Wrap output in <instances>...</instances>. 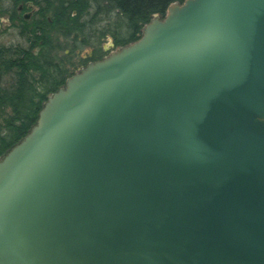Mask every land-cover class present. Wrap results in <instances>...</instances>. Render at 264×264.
Here are the masks:
<instances>
[{"label":"water","instance_id":"obj_1","mask_svg":"<svg viewBox=\"0 0 264 264\" xmlns=\"http://www.w3.org/2000/svg\"><path fill=\"white\" fill-rule=\"evenodd\" d=\"M0 158V264H264V0H184L90 62Z\"/></svg>","mask_w":264,"mask_h":264},{"label":"flooded vegetation","instance_id":"obj_2","mask_svg":"<svg viewBox=\"0 0 264 264\" xmlns=\"http://www.w3.org/2000/svg\"><path fill=\"white\" fill-rule=\"evenodd\" d=\"M94 3L87 0H0V91L5 90L6 94L13 91L14 83L3 82L4 77L11 73L10 52L19 51L18 60L28 63L26 68L30 75L25 76L26 80L30 77L38 79L35 83H24L22 91L31 93L49 90L56 84L53 60L57 47L55 44L61 40L66 41L63 38L57 39V34L62 33V37L73 40L71 43L74 47H80L83 42H90L92 47L96 43L100 45L105 31L92 28L93 24L101 22L102 19L97 17L99 5ZM93 7H96V11L87 20L84 19L82 16L88 15ZM107 17H116V20L118 18L116 14H107ZM118 34L119 28L117 29L115 24L105 45H100L101 48L97 52L94 47L95 53L90 52L82 58L81 65L76 67L77 70L73 67V73L82 70L90 62L104 59L120 48L117 42L121 37ZM8 35L16 39H6ZM78 49L80 51V48ZM79 51L76 50V54ZM71 59L65 60L67 68L76 64L74 57ZM36 70L39 71L35 72ZM44 77L47 79L44 80ZM6 108L11 110V106Z\"/></svg>","mask_w":264,"mask_h":264},{"label":"trees","instance_id":"obj_3","mask_svg":"<svg viewBox=\"0 0 264 264\" xmlns=\"http://www.w3.org/2000/svg\"><path fill=\"white\" fill-rule=\"evenodd\" d=\"M95 2L99 5V12L105 8V13L111 16L116 14L120 21L119 35L121 39L117 42L121 47L128 43L136 41L140 37L142 28L154 15L163 16L166 12L168 5L172 3H181L184 0H87ZM103 7H101V6ZM123 36V37H122ZM20 55L19 51L10 52L11 58L10 71L15 74V84L13 91L9 94L5 90L0 91V109L11 106L9 119H6L4 125L0 124V158L6 154L12 146L22 140L23 136L27 134L32 125L35 123L38 112L44 105L43 100H46L54 91L63 87L65 78L61 79L52 86L51 89L42 93L41 97L34 106L32 103L33 98L37 94L23 92V85L27 82L25 76L30 75L27 72L28 63H21L18 60ZM35 68V67H34ZM39 70H36L37 72ZM44 75V74H43ZM47 78L44 77V80ZM40 81L42 79H39ZM62 85V86H60ZM60 86V87H59ZM25 89V88H24Z\"/></svg>","mask_w":264,"mask_h":264},{"label":"rangeland","instance_id":"obj_4","mask_svg":"<svg viewBox=\"0 0 264 264\" xmlns=\"http://www.w3.org/2000/svg\"><path fill=\"white\" fill-rule=\"evenodd\" d=\"M101 7H103V6H101ZM94 11H96V7H93V10L91 12H89L88 15L85 14L86 16H82V17L87 20V18H89L90 15H93ZM96 15H97V17L102 18V19H100L101 22H97V23L93 24L92 28L94 27V29L95 28L100 29L102 32L105 31L104 37L102 39H100V45L103 46V45H105V43L107 41L106 40L107 37L109 38L110 37L109 35H111L112 26L117 24V29H118L121 24H120L119 18H117V20H116V17H114V19L113 18L109 19V17L106 18L107 14L105 13L104 10L100 11ZM62 35H63L62 33L57 34L56 35L57 39L63 38L68 42L61 40V42H58L57 44H55V45H57V47H56V51L54 53L53 60H54V70H55V81L56 82H58L63 75L67 76V78L72 76L73 71H74L73 67H75L74 69L77 70L76 67L81 65L80 60H82V58L86 57L88 55V53H90V52L95 53V50H96V52L99 51L101 48L100 45L97 43L93 44L94 46L92 47L90 42H83V45H81L80 47H74V45L71 43L74 41L71 39H66V38L62 37ZM9 38H11V40L16 39L12 36L7 37L6 39H9ZM85 43H87V44H85ZM94 47H95V50H94ZM78 48H80V51ZM76 50L79 51L77 54H76ZM73 57L75 59L74 61H76V64H75L76 66L74 65V66H70L67 68L65 66L66 58L71 59ZM71 60L73 61V59H71ZM15 77L16 76H15L14 72H11V73H9V75H6L4 77L3 82L6 81L7 83H14L15 84ZM35 80H38V79L34 78V77H30L27 79V82L30 81V82L35 83ZM60 86H62V85H60ZM45 91H47V90L45 89V90H42L40 92H31L33 94H37V96H35L32 100L33 101L32 103L34 104V106H38L36 103L38 102V99L41 97L42 93H44ZM9 114H10V111L7 108L4 107V110L0 109V124L1 125H4L6 123V119H9V117H10Z\"/></svg>","mask_w":264,"mask_h":264}]
</instances>
